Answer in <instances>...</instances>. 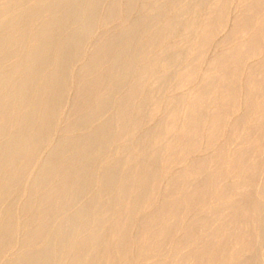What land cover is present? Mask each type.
<instances>
[{
    "label": "bare ground",
    "instance_id": "bare-ground-1",
    "mask_svg": "<svg viewBox=\"0 0 264 264\" xmlns=\"http://www.w3.org/2000/svg\"><path fill=\"white\" fill-rule=\"evenodd\" d=\"M77 1L79 0H41L37 5L34 3L35 6L29 10L30 13L38 14L44 9L49 11L50 18L31 33L28 31V25L15 21V16L0 7V58L12 52L17 56L13 71L0 76V137H7V141L0 146V197L7 186L20 179L21 173L50 133L55 122L56 109L63 96V87L68 78L71 56L94 26L99 0H88L83 7L76 5ZM196 3L201 2L198 0ZM130 4L131 0H128V5ZM260 6H264V0H255L243 10L240 21L243 29L252 26L254 14ZM76 17H82L81 25L66 32L70 22ZM175 23L174 19L169 18L164 27L174 30ZM217 25V22H211L201 26L196 48L202 47L208 41ZM147 28L143 20H138L133 23L131 32L134 33L139 29L147 30ZM145 40L142 44L148 43ZM156 40L161 42L162 35H157ZM118 42V36H112L98 50L96 58L118 61L129 53L117 49ZM259 43H261L260 29L253 34L247 44L238 46L230 54H221L217 64L236 61L242 55L255 51ZM21 50L25 51L23 56ZM196 53L195 57L200 52ZM170 62L168 53L162 54L161 58L152 59L148 64L139 67L137 80H140L145 73L155 72L160 63L168 67ZM44 67L49 68L47 73L43 72ZM193 73V69H188L183 73L182 79L190 78ZM110 82L109 77L104 73L96 81L81 85L78 108L92 110L107 105L110 102L107 95L114 89L110 88ZM261 86L259 82L255 88H251L249 101L261 95V103L264 107V88H260ZM144 90L145 88H133L120 103L123 116L119 126L106 120L96 131L80 138L57 140L60 142L42 166L37 182L40 188L53 178H57V181L42 193L41 202L45 203L47 199L51 205L39 213L33 210L34 217H41L42 222L32 227L26 237V242H32L34 239L44 241L45 247L29 250L11 264H59L58 259L61 264H106L104 263L106 259L107 264H113L111 259L114 256H122L125 263L129 264V261L136 258L133 255V245L141 243L154 248L163 244L168 240L171 232L178 227L180 216L195 202L203 201L211 195L214 181L223 176L222 165H214L211 162L219 163L221 159L226 161L224 150L219 151L215 157L191 161L186 167L185 175L195 176L196 186L193 190L184 187V174L174 176L166 193L171 197L170 203L160 205L154 213L142 219L139 230L143 235L132 237L130 228L135 219H138V212L142 206L141 197L155 190L160 167H168L177 151L197 145V138L207 125L209 127L207 140L209 143L213 142L221 131L225 116L235 108L234 98L238 88L235 82L223 87L218 80L208 78L207 87L194 94L182 117H179L181 109L174 107L172 118L159 122L154 130L139 139L130 149L127 157L115 159L97 173L92 165L93 151H100L108 142L119 138L127 125L130 131L140 126L143 105L142 102L137 101V96ZM209 97L215 101L210 113L207 111ZM129 118V122H126ZM243 126L252 127L256 132H264L263 120L250 123L244 116L235 122L238 133ZM175 133L180 135V139L170 144L168 140ZM164 149L169 152L166 158H162ZM243 157V153L237 154L234 161L241 164ZM127 162L130 166H125ZM263 163L264 145L260 149L258 158L245 164L244 179L226 185L216 193L220 197L232 193L242 195V199L237 204L232 202L221 209V213L229 217V220L222 224V229L229 234L233 232L234 227H240L242 236L250 242H253V235L250 233L251 216L259 207L253 188H255L254 184L256 186V179ZM94 179L98 188L93 196L75 214L65 216L57 225H53V219L68 205L71 198H77L88 189ZM259 188V192L263 193L261 184ZM35 205V201L31 199L29 207L33 209ZM18 212L22 211L18 210ZM235 215L239 218L236 222L233 219ZM15 216L13 209L6 210L0 216V254L3 243L12 237ZM86 225L91 226V234L88 237H77V231ZM215 237L218 238L215 248L211 250L208 246H201L197 259L208 254L213 264L223 263L227 236L221 234ZM58 246H65L66 253L63 256H59ZM177 246L180 248V244ZM238 256L239 250L233 259L236 260ZM186 257L188 256L180 255L176 261H182ZM246 264H254L253 258H248Z\"/></svg>",
    "mask_w": 264,
    "mask_h": 264
},
{
    "label": "rangeland",
    "instance_id": "rangeland-1",
    "mask_svg": "<svg viewBox=\"0 0 264 264\" xmlns=\"http://www.w3.org/2000/svg\"><path fill=\"white\" fill-rule=\"evenodd\" d=\"M40 1L0 0V7L8 14L15 16V21L18 20L17 22L28 25V31L31 33L50 18L49 11L44 9L38 14L29 12ZM86 1L88 0H79L76 5L83 7ZM196 1L198 0H131V4L128 5V0H99L97 6L99 9H97L93 28L71 56L68 78L63 87L61 102L56 109L53 130L51 129L41 143L36 155L21 173L20 179L7 186L0 197V216L8 209H13L16 215L12 237L2 245L0 264L14 263L25 252L45 247L44 241L34 239L32 242H26V237L32 227L42 222L41 217H34L33 210L39 213L51 205L47 199L45 203L41 202L42 193L47 191L57 181V178H53L40 188L37 182L42 166L62 139H77L94 132L106 120L119 126V121L123 116L120 103L133 88H145L137 96V101L142 102L143 105L140 126L130 131L127 125L119 138L108 142L102 150L93 151L92 165L94 170L100 173L115 159L127 157L130 149L138 143L139 139L154 130L159 122L170 120L174 107L181 109L179 117H182L184 109L194 94L207 87L208 78L218 80L223 87H227L231 82L236 83L238 90L234 98L235 108L225 116L221 131L212 143L207 140L209 129L207 125L198 136L197 145L177 151L168 167H160L155 190L141 197L142 206L138 212V219H135L130 228L132 237L143 235L139 230L142 219L154 213L160 205L170 203L171 197L166 194L167 188L174 176L185 175L186 167L191 161L215 157L219 151L224 150L226 161L221 159L219 163L211 162L214 165H222L223 176L214 181L210 196L203 201L195 202L180 216L178 227L171 232L167 241L156 246L157 248L147 247L141 243L133 245V255L136 258L128 263L213 264L208 254L200 256L199 259L196 257L199 256L201 246L214 249L218 239L215 236L223 234L227 237L224 247L225 259L222 264H246L250 257L253 258L254 264H264V163L259 170L256 186L254 184L255 188H253L256 203L259 206L258 211L251 216L250 233L253 235V242L245 240L240 227H234L233 232L229 234L222 229V224L228 221L229 217L221 213V209L232 202L237 204L242 199V195L239 193H232L225 197L216 195L217 190L222 187L244 179L245 164L258 158L260 149L264 145V132H256L248 126H243L240 133L235 129V122L244 116L250 123L264 121L261 95L249 101L251 88H255L259 82L262 84L260 88H264V6H260L255 12L252 26L243 29L240 25L242 12L255 0H199L200 4ZM169 18L176 22L174 30L164 27ZM138 20H143L148 28L132 33L133 23ZM211 22H217L216 30L210 34L208 41L202 47L196 48L201 26ZM81 23L82 17H76L70 22L66 32L77 28ZM258 29H260L261 43L255 51L242 55L236 61L217 64L221 54H230L238 46L247 44ZM157 35H162L161 42L156 40ZM112 36L119 38L116 48L129 51V53L118 61L97 59L98 50ZM144 39L148 43L142 44ZM196 49L200 52L197 57H195ZM166 53L171 58L168 67L160 63L155 72L145 73L140 80H137L140 66L148 64L154 58H161V55ZM24 54L25 51L21 50V56ZM16 58L14 52L2 55L0 76L13 71ZM188 69H193L194 73L190 78L183 80L182 75ZM48 70V67L43 68L44 73ZM104 73L111 81L110 88H114L107 95L110 98V105L108 103L92 110L78 108L81 85L96 81ZM211 97L207 100L209 113L215 104ZM129 120L130 118L126 119V122ZM179 139L180 135L175 133L171 135L168 142L173 144ZM5 141H7L6 136L0 137V146ZM168 153L164 149L162 158H166ZM240 153L244 154L241 164L234 161L235 155ZM125 166H130V163L127 162ZM193 176V174L185 175L184 187L187 190H193L196 186L195 176ZM95 180H92L89 188L77 198H71L68 205L53 219V225H57L63 217L75 214L93 196L98 188ZM260 184L263 193L259 192ZM31 199L36 204L33 209L29 207ZM233 219L236 222L239 219L238 215H235ZM91 231V226L86 225L77 231L76 236L88 237ZM178 244L180 248H177ZM237 250H239V256L234 260L233 257ZM57 252L59 256H63L66 253L65 246H58ZM180 255L188 257L182 261H176ZM111 260L113 264H127L122 256H114ZM58 262L61 264L60 259ZM104 263L107 264L108 260L106 259Z\"/></svg>",
    "mask_w": 264,
    "mask_h": 264
}]
</instances>
